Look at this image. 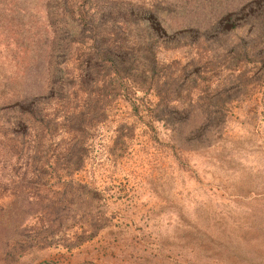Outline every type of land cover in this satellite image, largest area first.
Listing matches in <instances>:
<instances>
[{"label": "rangeland", "instance_id": "obj_1", "mask_svg": "<svg viewBox=\"0 0 264 264\" xmlns=\"http://www.w3.org/2000/svg\"><path fill=\"white\" fill-rule=\"evenodd\" d=\"M51 1L0 0V264H264V0H67L69 75H157L52 98Z\"/></svg>", "mask_w": 264, "mask_h": 264}, {"label": "trees", "instance_id": "obj_2", "mask_svg": "<svg viewBox=\"0 0 264 264\" xmlns=\"http://www.w3.org/2000/svg\"><path fill=\"white\" fill-rule=\"evenodd\" d=\"M67 0H52L51 1V5L53 6L54 11L56 10V14L54 16V18L57 19V17L59 16V11L60 14H63V17H59L58 21L60 22V24L56 23V32L57 34V38L62 35V33H60L59 30H66L68 32L67 37L65 38H61L58 41H56L57 39L53 40V45L56 51H58V55L54 56V70L50 71V79H53L54 81H52V84L50 85V91H51V95L50 97H55L57 94L60 95L62 92H66L64 89H66V87H68V89H70L71 87L74 88V90H76L77 93H79L82 90H86L92 89L94 90L95 88H102L103 87V91H102V95H107L109 93L108 88L113 87L114 84V80L113 79H117L120 80V82H122L123 80H128L129 77L132 76V74L135 71L134 66L128 67L127 69H125V71L123 72L121 66L122 64H124L125 62H122V58H119V51L121 49H117V48H113L111 45H107V42H103L102 44H98V41L96 39L93 40V44L92 46V51L88 53V55H86L84 57V60H82V66L80 69V74L77 76L75 74H70V72L64 70V67H61L62 65L67 67V64L70 63V61L72 60L71 57H74L75 55L73 53H67L68 49H70V44L76 39V36H85L86 32H87V27L86 26H76V28L71 27L68 25L69 19H72V17H70V13L66 11V6L68 7L69 10L73 9V6L70 5L72 4L71 2H66ZM83 1H87L90 2L91 4L93 3L94 0H82ZM114 4V6H118L119 8H117L116 14H117V18H116V23H120L124 26H126L125 23L130 21V16L137 21L136 24L133 22L132 27L129 25V33L133 34L134 32H137L140 34V31L142 30L141 36L145 37V40L147 39L148 43L150 44L149 46H152V41H153V34L150 32L151 29L148 27V24L145 22L143 23L142 20H140L139 18H134V16L129 15V10L127 5H125V7H121L118 1H112ZM74 3V2H73ZM65 7V9H63ZM82 7V5H81ZM63 9V10H61ZM74 10V9H73ZM77 12H81L80 9L77 10ZM54 19V20H56ZM67 20V22H66ZM81 21V19H79ZM96 28L98 26V24L96 23ZM86 27V28H85ZM127 27V26H126ZM81 28V32H79ZM85 28V29H84ZM84 29V30H83ZM133 29H136L135 31H133ZM126 33H123L124 35L128 36V29H126ZM66 32V35H67ZM96 32V31H95ZM61 35H60V34ZM148 33V34H147ZM81 36V37H82ZM67 42V44H66ZM66 44V46H65ZM56 46V47H55ZM63 47H66L62 50ZM93 50H96L95 52ZM59 51H61V54ZM64 55V56H63ZM62 58V60H61ZM64 58V59H63ZM78 59V57L76 58ZM151 67V71L150 73L146 72V71H142L140 74L138 72H136V75H133V77H138L139 80H141L142 84H146V82H151L153 80L156 79V75L157 72L155 69L152 68V66H148ZM66 73V78H64ZM139 74V75H138ZM111 75H113V79L111 78ZM66 80H67V84H66ZM61 86V88H59V86ZM120 88L121 90H124V86L120 84ZM80 87V89H79ZM86 87V88H85ZM63 88V89H62ZM114 88V87H113ZM59 92V93H58ZM90 94V93H88ZM49 101V100H48ZM37 101L33 102V105L36 104ZM88 103V102H87ZM21 105L24 106L25 104H23V102H21ZM99 111H104V107L103 106H98ZM88 112H91L90 110ZM85 112L83 111L81 113L80 118H82V115ZM75 119V116H74ZM75 121V120H73ZM77 123H72L73 126L77 127H84V125L87 124V121H85V119H76Z\"/></svg>", "mask_w": 264, "mask_h": 264}]
</instances>
